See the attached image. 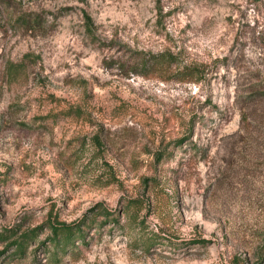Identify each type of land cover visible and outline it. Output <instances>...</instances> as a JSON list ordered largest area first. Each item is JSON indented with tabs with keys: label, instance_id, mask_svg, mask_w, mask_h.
I'll use <instances>...</instances> for the list:
<instances>
[{
	"label": "rangeland",
	"instance_id": "obj_1",
	"mask_svg": "<svg viewBox=\"0 0 264 264\" xmlns=\"http://www.w3.org/2000/svg\"><path fill=\"white\" fill-rule=\"evenodd\" d=\"M0 264H264V0H0Z\"/></svg>",
	"mask_w": 264,
	"mask_h": 264
},
{
	"label": "trees",
	"instance_id": "obj_2",
	"mask_svg": "<svg viewBox=\"0 0 264 264\" xmlns=\"http://www.w3.org/2000/svg\"><path fill=\"white\" fill-rule=\"evenodd\" d=\"M78 232L79 236L82 235V230L81 227H72V226H65V225H57V226H52V239L57 240L58 242L61 241V238H64L67 241H71V239L74 237V234ZM63 235H62V234ZM30 234L26 233L23 234V236L15 240L13 243L17 247V251L19 253H24L26 250L27 243L29 241ZM199 243H206L205 241H200Z\"/></svg>",
	"mask_w": 264,
	"mask_h": 264
}]
</instances>
